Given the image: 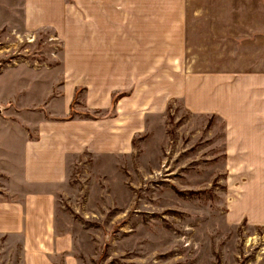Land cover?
I'll use <instances>...</instances> for the list:
<instances>
[{"label":"crops","instance_id":"obj_1","mask_svg":"<svg viewBox=\"0 0 264 264\" xmlns=\"http://www.w3.org/2000/svg\"><path fill=\"white\" fill-rule=\"evenodd\" d=\"M0 18L1 31L50 29L62 42L60 92L22 144L19 197L0 199V244H22L24 264H81L57 217L82 155H128L174 98L232 122L227 150L249 154L264 188V0H0ZM78 89L85 109L105 115L69 117Z\"/></svg>","mask_w":264,"mask_h":264},{"label":"rangeland","instance_id":"obj_2","mask_svg":"<svg viewBox=\"0 0 264 264\" xmlns=\"http://www.w3.org/2000/svg\"><path fill=\"white\" fill-rule=\"evenodd\" d=\"M54 35L0 30V199L19 197L22 144L60 92L62 42ZM82 92L68 116L105 115L85 109ZM236 114L248 115V107ZM229 124L174 98L147 117L128 155H82L57 217L81 264H264V226L248 221L264 220V188L249 154L228 152ZM13 243L0 244V264H24L22 244Z\"/></svg>","mask_w":264,"mask_h":264},{"label":"bare ground","instance_id":"obj_3","mask_svg":"<svg viewBox=\"0 0 264 264\" xmlns=\"http://www.w3.org/2000/svg\"><path fill=\"white\" fill-rule=\"evenodd\" d=\"M30 38L32 39L31 41H33L34 38H32V37H30Z\"/></svg>","mask_w":264,"mask_h":264},{"label":"built area","instance_id":"obj_4","mask_svg":"<svg viewBox=\"0 0 264 264\" xmlns=\"http://www.w3.org/2000/svg\"><path fill=\"white\" fill-rule=\"evenodd\" d=\"M29 40H31V39H29ZM34 40V39H33Z\"/></svg>","mask_w":264,"mask_h":264}]
</instances>
